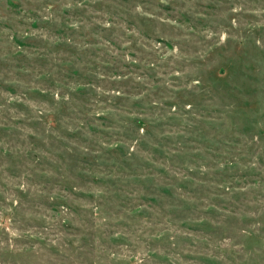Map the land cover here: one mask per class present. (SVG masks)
Returning <instances> with one entry per match:
<instances>
[{
  "label": "rangeland",
  "instance_id": "374dc122",
  "mask_svg": "<svg viewBox=\"0 0 264 264\" xmlns=\"http://www.w3.org/2000/svg\"><path fill=\"white\" fill-rule=\"evenodd\" d=\"M0 264H264V0H0Z\"/></svg>",
  "mask_w": 264,
  "mask_h": 264
}]
</instances>
